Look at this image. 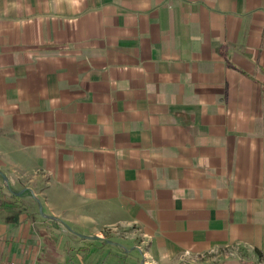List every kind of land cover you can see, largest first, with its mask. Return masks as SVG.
I'll return each instance as SVG.
<instances>
[{"label": "crops", "instance_id": "obj_1", "mask_svg": "<svg viewBox=\"0 0 264 264\" xmlns=\"http://www.w3.org/2000/svg\"><path fill=\"white\" fill-rule=\"evenodd\" d=\"M48 245L264 262V0H0V264Z\"/></svg>", "mask_w": 264, "mask_h": 264}, {"label": "rangeland", "instance_id": "obj_2", "mask_svg": "<svg viewBox=\"0 0 264 264\" xmlns=\"http://www.w3.org/2000/svg\"><path fill=\"white\" fill-rule=\"evenodd\" d=\"M62 246L61 242L57 244V246ZM64 247L68 249V244L64 243ZM48 246H45L43 249L44 251L40 254L39 258L36 259L34 264H73V262L76 261L70 254H68V251L61 250L59 254L56 255V253L51 252V250L48 249Z\"/></svg>", "mask_w": 264, "mask_h": 264}, {"label": "built area", "instance_id": "obj_3", "mask_svg": "<svg viewBox=\"0 0 264 264\" xmlns=\"http://www.w3.org/2000/svg\"><path fill=\"white\" fill-rule=\"evenodd\" d=\"M256 264H264V262H258V263H256Z\"/></svg>", "mask_w": 264, "mask_h": 264}]
</instances>
